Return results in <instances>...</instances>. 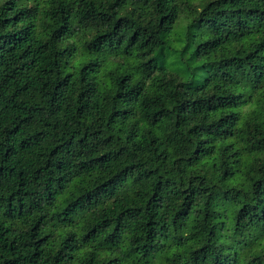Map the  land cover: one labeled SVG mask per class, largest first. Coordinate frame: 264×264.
Wrapping results in <instances>:
<instances>
[{"label":"trees","instance_id":"16d2710c","mask_svg":"<svg viewBox=\"0 0 264 264\" xmlns=\"http://www.w3.org/2000/svg\"><path fill=\"white\" fill-rule=\"evenodd\" d=\"M0 264H264V0H0Z\"/></svg>","mask_w":264,"mask_h":264}]
</instances>
